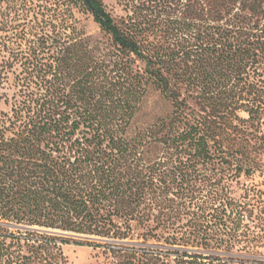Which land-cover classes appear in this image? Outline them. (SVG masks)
I'll use <instances>...</instances> for the list:
<instances>
[{"label": "trees", "instance_id": "1", "mask_svg": "<svg viewBox=\"0 0 264 264\" xmlns=\"http://www.w3.org/2000/svg\"><path fill=\"white\" fill-rule=\"evenodd\" d=\"M178 2L175 28L157 36L102 0L8 1L26 14L11 34L0 21V264H69L67 244L155 264L158 250L113 246L133 239V222L145 224L138 236L182 248L258 246L211 172L258 167L248 129L264 115V70L251 79L249 68L264 65V0ZM77 4L99 37L78 28ZM150 88L170 110L134 126Z\"/></svg>", "mask_w": 264, "mask_h": 264}, {"label": "rangeland", "instance_id": "2", "mask_svg": "<svg viewBox=\"0 0 264 264\" xmlns=\"http://www.w3.org/2000/svg\"><path fill=\"white\" fill-rule=\"evenodd\" d=\"M9 0H0V21L2 22L3 34H11L12 32L21 29V22H23L26 11L25 7L17 5L14 8H8ZM107 10L118 21L121 19L134 20L138 22L147 21L150 28L157 34L163 36L161 30L168 27V33L174 29L176 22H174L179 0H102ZM35 10L27 13L31 18ZM71 14L78 20V28L84 30L88 34L99 37L100 28L93 20L92 14L82 4H77L71 7ZM259 20H256L258 26L255 32L261 35L264 39V16L260 15ZM165 26V27H164ZM158 30V32H157ZM259 66V67H258ZM258 67V68H256ZM251 79L256 78L257 71L263 72L264 65L260 64L249 68ZM12 78V76H11ZM8 95H11L13 89H4ZM0 109L8 110L9 105L5 104L3 100L0 101ZM170 104L164 100L162 95L155 88H150L145 97V102L142 110L134 122V126H141L146 123H152L161 115L168 113ZM238 116L241 118H248L246 111H239ZM240 125V122L236 120ZM253 122L246 123L247 126ZM246 125L240 127L245 128ZM242 135L244 131H241ZM251 134L248 136H255L252 139L253 149L256 151L255 164L257 169L250 175H245L244 172H237L231 170L230 172H211L217 178L219 185L224 184L229 189L233 198L242 204L249 217H245L243 224H247L249 229L258 234V246L243 247L238 245L227 251H216L213 249H199V248H182L176 245L166 243L164 239L158 237L143 238L138 234L146 230L145 224L133 222L134 235L133 239L113 240V246L120 244L119 248L126 247L133 250H140L142 248H150L158 250L161 254L155 264H264V115H262L261 123L254 124L248 129ZM246 133V132H245ZM245 138V137H244ZM243 140H239L242 142ZM245 142V140L243 141ZM234 141H229V146H233ZM159 148H153L152 151L146 155L149 157L148 162L153 163L159 156ZM224 165H228L225 163ZM234 167V166H233ZM216 173V175H215ZM243 210V211H244ZM236 218V217H234ZM236 226L237 224H230ZM242 228V227H240ZM160 231V230H159ZM167 234V232H166ZM158 235H161L159 232ZM64 252L68 258L69 264H148L144 257H140L138 253L133 256V251H123L119 253L117 249L111 251L106 247L93 248L87 245L67 244L64 245ZM183 251H187L191 255L189 257H182ZM199 256H207L199 258ZM219 258L218 260H215ZM150 264V263H149Z\"/></svg>", "mask_w": 264, "mask_h": 264}, {"label": "water", "instance_id": "3", "mask_svg": "<svg viewBox=\"0 0 264 264\" xmlns=\"http://www.w3.org/2000/svg\"><path fill=\"white\" fill-rule=\"evenodd\" d=\"M90 6H92L91 0H86Z\"/></svg>", "mask_w": 264, "mask_h": 264}]
</instances>
